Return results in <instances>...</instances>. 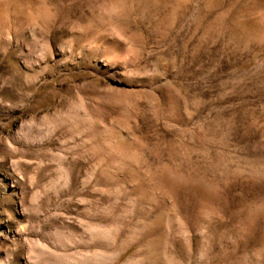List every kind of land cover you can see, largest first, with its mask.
Segmentation results:
<instances>
[{
	"label": "rangeland",
	"instance_id": "374dc122",
	"mask_svg": "<svg viewBox=\"0 0 264 264\" xmlns=\"http://www.w3.org/2000/svg\"><path fill=\"white\" fill-rule=\"evenodd\" d=\"M127 1L0 0V264H264V0Z\"/></svg>",
	"mask_w": 264,
	"mask_h": 264
},
{
	"label": "crops",
	"instance_id": "0c3cea01",
	"mask_svg": "<svg viewBox=\"0 0 264 264\" xmlns=\"http://www.w3.org/2000/svg\"><path fill=\"white\" fill-rule=\"evenodd\" d=\"M215 1L216 0H211L210 2L208 0H204L203 3H202V6L204 8V10L208 13L210 12L211 10H213L214 8H217L216 4H215ZM210 9V11H207V9ZM208 9V10H209ZM219 9V8H217ZM220 10V9H219Z\"/></svg>",
	"mask_w": 264,
	"mask_h": 264
},
{
	"label": "bare ground",
	"instance_id": "6f19581e",
	"mask_svg": "<svg viewBox=\"0 0 264 264\" xmlns=\"http://www.w3.org/2000/svg\"><path fill=\"white\" fill-rule=\"evenodd\" d=\"M121 2H122V4H124L125 5V7H129V4H128V1L126 0H121ZM120 3V2H119ZM219 4V6H223V4L224 3H222V2H220V3H218ZM125 9V8H124Z\"/></svg>",
	"mask_w": 264,
	"mask_h": 264
}]
</instances>
